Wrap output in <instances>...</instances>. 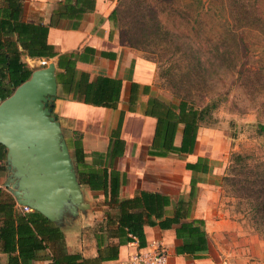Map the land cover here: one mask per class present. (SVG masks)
Instances as JSON below:
<instances>
[{
  "label": "trees",
  "instance_id": "16d2710c",
  "mask_svg": "<svg viewBox=\"0 0 264 264\" xmlns=\"http://www.w3.org/2000/svg\"><path fill=\"white\" fill-rule=\"evenodd\" d=\"M161 0H136L134 9L152 13L151 23L144 26L161 28V22L157 18L156 11L165 5ZM175 2L178 6L193 4L198 7L196 17L201 14L203 0H170L166 5L172 7ZM5 7L0 10V34L6 39H0V102L7 98L13 90L26 81L31 72L22 56L28 59H43L49 61L55 59L56 82L62 92L71 94V99L86 105L114 109L118 102L120 81L96 76L89 80L88 75L75 70V63L82 58L77 54H56L52 46L46 43V35L49 28L57 26L62 19H80L84 13L93 11L94 0H56L51 11L49 22L46 25L40 23L26 24L19 20L21 0H3ZM229 15L237 21L251 22L264 26V0H232L229 3ZM169 9V8H168ZM138 11V12H139ZM174 11V10H173ZM117 9L113 8L107 20L114 24ZM122 34L118 40L123 42ZM14 36V40L9 37ZM19 48V50H18ZM94 55V50L84 48L83 53ZM100 57L106 56L104 53ZM135 84H130L129 104L132 102V92H135ZM207 105L197 109L180 99L176 104L164 103L156 97H148L143 112L144 116L155 120L150 146L146 151L147 156L164 158L169 154H191L196 142L197 132L209 115ZM118 122L115 138L109 140V153L106 158L95 154L98 161H106L107 166L93 168L85 161L79 134L73 133L65 142L72 151V158L78 183L90 191H99L103 196V205L114 210V214L105 213L102 222L95 231L94 243L96 257L92 264L115 260L117 249L122 245L137 242L138 248L145 246L143 235L144 226H157L166 230L171 227L174 237L181 241V245L175 248L177 254L194 255L206 250V236L202 230L203 222L190 218L191 200L194 198L192 188L195 179L191 176L189 181L188 200L178 199L172 212L167 215L166 208L170 205L169 198L158 193L138 191L134 196L125 199L118 198V189L124 183L123 176L115 171H108L112 160L120 157L123 152L124 142L118 139ZM180 128V141L177 147L173 146V137ZM106 159V160H105ZM207 160L197 158L194 163H186L184 169L192 174H205L208 171ZM5 152L0 146V175L5 173ZM229 172L233 177H240L237 183L246 191L248 189L250 209L253 219L264 228V169L253 171L245 163V158L234 154L231 156ZM224 181L234 182L228 176ZM191 219V220H189ZM115 240L114 244L110 242ZM47 243L55 246V254L50 258L49 264H87L88 260L79 254H65L61 252L63 247V235L53 224L48 222L36 212L21 213L15 209L12 198L0 189V248L6 255L7 264H27L37 259V253L45 251Z\"/></svg>",
  "mask_w": 264,
  "mask_h": 264
},
{
  "label": "crops",
  "instance_id": "0c3cea01",
  "mask_svg": "<svg viewBox=\"0 0 264 264\" xmlns=\"http://www.w3.org/2000/svg\"><path fill=\"white\" fill-rule=\"evenodd\" d=\"M55 2L56 0H21L19 20L26 24L46 25ZM113 4V0H94L93 11L82 14L80 19L59 20L56 27L48 29L46 43L52 46L53 51L58 55L80 54L82 62L75 63V70L87 74L89 80L96 76L119 80L120 88L116 107L107 109L73 101L71 94L62 92L56 82V95L52 102L53 115L65 141L73 133L79 134L81 147L86 156L85 161L89 166H94L93 168L107 166L108 158L107 162L98 161L95 154L106 158L109 153V140L115 138L116 127L120 122L118 139L124 142L123 152L120 157L112 160L111 167H106L108 171L112 170L123 176L124 183L118 189L119 199L130 198L138 191L165 195L170 202L166 208V213L169 215L178 199L188 200L189 181L192 176L195 184L192 188L194 198L191 200L190 218L203 222L206 250L194 255L177 254L175 248L181 245V241L174 237L175 227L162 230L157 226H144L142 230L145 246L143 248H138L137 242L132 241L118 247L115 260L99 264H126L130 255L153 244H160L164 249L166 256L164 264H237V259L243 260L242 264H264V261L256 263L253 259L258 254L257 237L252 235L246 237V233L241 230L237 220L229 216L226 209L219 206V181L211 177L213 172L208 162H206L208 171L205 174H192L184 169L186 163H194L197 158H207L199 148V130L191 154H169L164 158L146 155L155 125L153 118L143 115L148 97H154L151 95L153 67L148 61L134 57L119 43L116 35L111 33L107 17L113 9ZM4 7L3 0H0V10ZM4 38L6 39V36L0 34V39ZM9 39L14 40V36ZM84 48L94 50V55L83 53ZM100 53L106 56L100 57ZM21 60L30 68L32 62L44 61L43 59L30 60L26 56H22ZM51 60L55 67V59ZM56 72L55 67V76ZM130 84H135L137 87L134 89L135 92H132V102L129 104ZM179 141L180 128L173 137V146L177 147ZM68 150L72 156L71 149L68 148ZM170 155L181 157L179 178L169 172V164L165 160ZM165 166L164 172L168 180L163 182L162 168ZM79 186L84 203L83 208L77 210L75 215L63 213L58 223L51 224L63 235L61 252L79 254L88 260L87 264H92L91 260L96 257L93 238L95 231L105 213L112 215L114 210L103 205L101 192L90 191L80 184ZM3 190L12 198L7 189L3 188ZM91 198L98 203L95 207L92 205ZM12 200L15 209L21 212L20 206L13 198ZM115 242L112 240L110 243ZM46 245L45 251L37 253L38 258L27 264H49V260H42L41 257L50 258L56 250L53 244ZM0 264H7L6 255L1 252V248Z\"/></svg>",
  "mask_w": 264,
  "mask_h": 264
},
{
  "label": "rangeland",
  "instance_id": "374dc122",
  "mask_svg": "<svg viewBox=\"0 0 264 264\" xmlns=\"http://www.w3.org/2000/svg\"><path fill=\"white\" fill-rule=\"evenodd\" d=\"M113 1L118 13L109 25L111 33L117 39L124 33L119 43L151 63V95L164 103L183 99L197 109L210 107L198 143L211 177L219 181V206L237 220L246 237H257L258 254L253 259L264 261V228L253 219L250 191H244L236 182L240 177L228 170L234 154L244 157L253 171L264 169V26L233 19L228 11L232 0H203L198 17L193 4L175 10V2L170 8L166 6L170 0H161L165 7L156 11L161 28L144 26L154 14L134 9L136 0ZM49 62L26 65L36 70ZM165 161L170 174L179 178L181 157L170 155ZM165 168L163 182L168 180ZM5 176L6 172L0 175L2 183ZM227 176L236 183L224 181ZM91 199L95 207L98 203Z\"/></svg>",
  "mask_w": 264,
  "mask_h": 264
},
{
  "label": "water",
  "instance_id": "95a60500",
  "mask_svg": "<svg viewBox=\"0 0 264 264\" xmlns=\"http://www.w3.org/2000/svg\"><path fill=\"white\" fill-rule=\"evenodd\" d=\"M54 64L31 72L0 102L5 180L15 203L58 223L84 206L72 156L52 112Z\"/></svg>",
  "mask_w": 264,
  "mask_h": 264
},
{
  "label": "built area",
  "instance_id": "2783aa9c",
  "mask_svg": "<svg viewBox=\"0 0 264 264\" xmlns=\"http://www.w3.org/2000/svg\"><path fill=\"white\" fill-rule=\"evenodd\" d=\"M0 179V189L3 188ZM21 212L27 213V207H20ZM166 260L165 251L160 244H153L151 247L137 251L130 255L126 264H164Z\"/></svg>",
  "mask_w": 264,
  "mask_h": 264
}]
</instances>
